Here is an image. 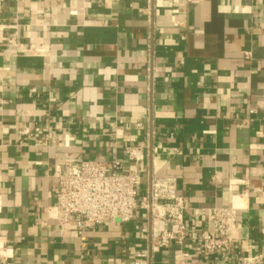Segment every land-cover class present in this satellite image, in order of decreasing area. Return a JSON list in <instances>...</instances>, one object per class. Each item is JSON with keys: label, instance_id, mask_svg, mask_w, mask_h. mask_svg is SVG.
Listing matches in <instances>:
<instances>
[{"label": "crops", "instance_id": "1", "mask_svg": "<svg viewBox=\"0 0 264 264\" xmlns=\"http://www.w3.org/2000/svg\"><path fill=\"white\" fill-rule=\"evenodd\" d=\"M263 95L264 0H0V253L174 264L182 247L190 264H242L253 244L264 255ZM145 144L132 219L85 241L62 234L47 213L55 170L81 159L130 168L125 147ZM153 173L176 177L189 200L182 246L151 251L140 201ZM231 205L233 246L206 257L201 209Z\"/></svg>", "mask_w": 264, "mask_h": 264}, {"label": "built area", "instance_id": "2", "mask_svg": "<svg viewBox=\"0 0 264 264\" xmlns=\"http://www.w3.org/2000/svg\"><path fill=\"white\" fill-rule=\"evenodd\" d=\"M244 54L246 57L252 55L251 51H245ZM149 148L148 144L125 147L126 161L133 164L130 168L121 159H81L66 161L61 168L56 169V198L47 208V213L56 220L60 232L64 234L67 229H73L85 241L86 231L96 225L130 221L139 205V187L142 183L137 165ZM216 177L219 178V175L214 176ZM140 203L150 209L152 215L155 240L152 242L151 251H158L172 241L182 246L188 229L186 210L189 200L178 192L177 178L153 173ZM201 213L206 216L211 227V230L200 233L202 252L206 257L216 253H229L233 246L232 228L237 219V209L232 205L211 206L202 208ZM261 231L264 234V226ZM147 254L145 252L141 256ZM187 256L188 253L180 247L174 264H190ZM0 264L24 263L16 262L0 253ZM242 264H264V255L255 252L253 244L249 245L247 253L242 257Z\"/></svg>", "mask_w": 264, "mask_h": 264}]
</instances>
